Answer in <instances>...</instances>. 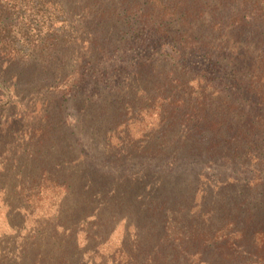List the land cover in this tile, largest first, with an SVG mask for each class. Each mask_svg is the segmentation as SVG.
Here are the masks:
<instances>
[{"label": "rangeland", "instance_id": "obj_1", "mask_svg": "<svg viewBox=\"0 0 264 264\" xmlns=\"http://www.w3.org/2000/svg\"><path fill=\"white\" fill-rule=\"evenodd\" d=\"M164 2L197 9L166 41L180 22L215 42L213 13L238 5ZM165 18L152 0H0V264H264V109L240 97L246 63L203 45L174 60ZM204 71L224 93L197 114Z\"/></svg>", "mask_w": 264, "mask_h": 264}, {"label": "trees", "instance_id": "obj_2", "mask_svg": "<svg viewBox=\"0 0 264 264\" xmlns=\"http://www.w3.org/2000/svg\"><path fill=\"white\" fill-rule=\"evenodd\" d=\"M51 2V0H47ZM153 6L157 9L161 8L165 14V21H169L164 24V21L160 23V34L162 37H166L165 41L160 42V48L167 46L169 51L167 55L172 57L174 60H178L180 54L183 56V53L188 54L190 52H198L201 46L202 48H208L205 54H212L219 52L218 49L223 50H232L240 54V57L243 58L246 63V70L241 81L244 78L248 82L246 88L241 89L240 97L243 96L246 100H251V104L258 108L259 111L264 109V0H238V5L231 13L226 11L225 5L219 10V12L213 13V29L219 30L218 37L215 38V42H212L210 39L205 38L204 41L197 36L187 35L185 27L180 22V28H178V36H174L175 39L166 41L169 38L175 28L174 22L178 21L176 16L181 14L182 17H185L188 14L196 13V10L192 11V6L186 8V2L169 5L167 8H164L166 3L164 0H152ZM210 7V6H209ZM211 8V7H210ZM202 14V12H200ZM226 16V17H225ZM181 17V18H182ZM230 19L227 22V20ZM11 23L5 22L4 26L1 27L4 31H7V26L9 27ZM183 26V27H182ZM229 27H233L237 34H250L249 40L240 41L239 39H232L229 37L227 30ZM193 28V27H190ZM244 30V31H243ZM247 30V31H246ZM257 31L255 35L253 33ZM188 32V31H187ZM189 32H192L190 29ZM222 38V35H224ZM55 37L58 39L60 36L59 33H56ZM211 37V35H207ZM213 39V37H212ZM55 40V39H54ZM175 40V41H174ZM205 40H208L205 42ZM56 42V41H55ZM7 45V43H4ZM104 50V48H103ZM183 51V52H182ZM196 78H198L197 81ZM193 81L197 82V85H194L196 88H190V96L193 102V110L198 114L199 110H203L205 105L210 103L212 99L223 97L224 90L221 89L215 80L208 75L205 71L204 73H199L192 77ZM243 81V82H245ZM225 98V95H224ZM264 127V123H259V128ZM236 217L230 218L228 221L229 229L232 225H236ZM240 234V230H234ZM241 232H245L244 229H241ZM237 235V234H236ZM251 239L257 244L258 248L264 251V230H258L255 232Z\"/></svg>", "mask_w": 264, "mask_h": 264}]
</instances>
